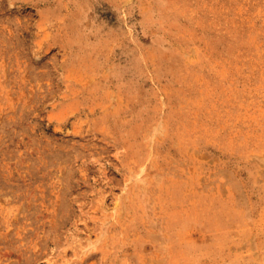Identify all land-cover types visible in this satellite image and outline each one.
I'll return each instance as SVG.
<instances>
[{
	"label": "rangeland",
	"instance_id": "1",
	"mask_svg": "<svg viewBox=\"0 0 264 264\" xmlns=\"http://www.w3.org/2000/svg\"><path fill=\"white\" fill-rule=\"evenodd\" d=\"M0 264H264V0H0Z\"/></svg>",
	"mask_w": 264,
	"mask_h": 264
}]
</instances>
